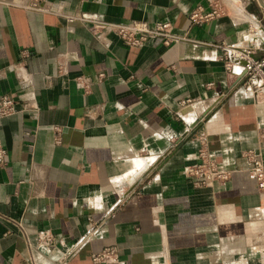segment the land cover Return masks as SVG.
<instances>
[{
  "label": "crops",
  "instance_id": "crops-1",
  "mask_svg": "<svg viewBox=\"0 0 264 264\" xmlns=\"http://www.w3.org/2000/svg\"><path fill=\"white\" fill-rule=\"evenodd\" d=\"M41 1L47 11L0 0V96L19 109L0 126V264H53L76 244L66 264L111 247L119 260L106 264H264L247 156L264 162V90L227 72L222 48L264 57V0H218L226 14L202 26L188 14L214 0ZM81 14L171 23L183 39L129 48L67 20ZM202 149L229 181L186 178ZM44 231L64 245L38 247Z\"/></svg>",
  "mask_w": 264,
  "mask_h": 264
},
{
  "label": "built area",
  "instance_id": "built-area-1",
  "mask_svg": "<svg viewBox=\"0 0 264 264\" xmlns=\"http://www.w3.org/2000/svg\"><path fill=\"white\" fill-rule=\"evenodd\" d=\"M31 8L41 11H47L42 6L41 0H33ZM226 14V9L221 1L214 0L209 6H197L189 12L188 18L192 26H202L215 19L221 18ZM69 22L82 23L89 27L90 31L100 40H105L113 35L119 38L125 46L129 48H144L147 44L163 43L165 46H171L180 42L183 38L176 34L174 26L171 23H157L151 26L145 21H131L126 23H114L104 20L94 14H81L78 16H68ZM225 52L226 71L236 73V68L240 66L244 73V86L253 93L257 94L264 90V57H259L257 52L259 48L239 47L235 45H223ZM102 79L104 76H100ZM21 84H25L28 78L24 72L18 73ZM18 101L14 95L0 96V126L1 120L10 117L19 112ZM247 156L250 159L249 168L251 176L256 180L259 191L264 194V162L249 152ZM201 161L198 164L185 168L184 175L195 187L201 188L212 186L213 184H224L231 178V171L225 170L216 162L210 159L207 151L202 149L200 153ZM9 152L0 141V167L5 168L8 165ZM94 232L90 233L86 239H91ZM63 244L52 232L44 231L38 235V247L52 250L58 245ZM64 245V244H63ZM78 244L67 253L64 260H58L53 264H66L67 260L77 253ZM119 255L116 248H106L102 252L93 256L94 264H106L118 262Z\"/></svg>",
  "mask_w": 264,
  "mask_h": 264
},
{
  "label": "water",
  "instance_id": "water-1",
  "mask_svg": "<svg viewBox=\"0 0 264 264\" xmlns=\"http://www.w3.org/2000/svg\"><path fill=\"white\" fill-rule=\"evenodd\" d=\"M261 1H262V0H261ZM261 1H260V2H261ZM261 5L264 7V2H263V1L261 2Z\"/></svg>",
  "mask_w": 264,
  "mask_h": 264
}]
</instances>
